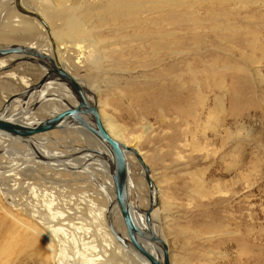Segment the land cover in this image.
Returning <instances> with one entry per match:
<instances>
[{
    "label": "rangeland",
    "instance_id": "obj_1",
    "mask_svg": "<svg viewBox=\"0 0 264 264\" xmlns=\"http://www.w3.org/2000/svg\"><path fill=\"white\" fill-rule=\"evenodd\" d=\"M152 1L136 0L146 10ZM162 1L167 3L161 13L145 16V10L147 21L117 18L93 6L95 0L67 11L74 0L20 3L41 12L54 26L64 67L91 89L92 101L100 99L108 126L142 151L159 187L158 231L170 247L172 264H264V0H186L196 5L194 16L185 0L175 5ZM72 12L80 17L78 24L87 20L90 25L85 42L70 37L75 30L70 21L67 24ZM40 24L21 13L16 0H0V46L35 41L49 48V31ZM158 42L164 46L159 48ZM170 45L179 52L170 55L165 48ZM49 53L54 57L53 49ZM0 59L7 61L0 68V114L5 116L13 104L7 105L9 97L16 99L26 90L21 77L35 85L45 68L12 56ZM188 63L197 84L185 73ZM28 95L14 103L20 110L33 107L34 119L57 112L41 111L43 100ZM34 137L45 139L46 148L68 154L73 129ZM75 143L78 148L84 145ZM25 144L12 138L0 142L6 149L0 151V264H85V244L97 245L104 256L105 241L93 226H84L92 228L89 233L68 227L73 234L60 235L64 243L48 234L46 200L55 206L60 201L59 208L66 209L72 195L92 193L73 186L89 178L76 181L71 172H51L27 161L11 180L14 163L27 152ZM131 172L141 185L140 199L149 196L142 169L133 159ZM136 197L132 192L130 200ZM79 215L86 218L90 213ZM40 233L53 239L55 256ZM120 255L104 256L102 262L123 264Z\"/></svg>",
    "mask_w": 264,
    "mask_h": 264
},
{
    "label": "bare ground",
    "instance_id": "obj_2",
    "mask_svg": "<svg viewBox=\"0 0 264 264\" xmlns=\"http://www.w3.org/2000/svg\"><path fill=\"white\" fill-rule=\"evenodd\" d=\"M42 1V0H39ZM84 1L86 0H74L73 5L70 7H66L65 10H77L78 7L84 5ZM151 1V0H150ZM169 1L168 3L171 5H175L178 3L179 0H167ZM212 1V0H211ZM218 1L220 3H225L230 0H214ZM23 2V1H22ZM72 2V1H71ZM166 1L162 0H156L152 1L151 7H149L148 10H146V6L143 4H140L136 2V0H95V4L93 6H98V7H104L107 9L108 13H112L115 17H127L128 19L131 18H145L147 15L152 14V13H161L164 9L163 3ZM191 2V1H190ZM198 2V0H197ZM213 2V1H212ZM147 4V2H144ZM167 3V2H166ZM185 3H187L188 7L186 8L188 13L191 15L197 14L196 11V5L193 3H188V1L185 0ZM217 3V2H216ZM25 4V3H23ZM26 5V4H25ZM184 5V4H182ZM93 6L88 7V9H91ZM168 6V5H167ZM166 6V7H167ZM177 6V5H176ZM94 8V7H93ZM145 8L144 10H141ZM26 9V8H25ZM166 9V8H165ZM29 10V9H28ZM64 10V8H63ZM146 10V13H145ZM41 15V17L44 19L48 26V31H49V39L50 45L49 48H40L37 44V42H31L27 46L36 48L40 50L43 53H49L52 49L54 50V57L60 63L63 67V59L60 57L62 54V46L61 43L59 42V38L57 37L56 33L54 32L53 28L54 26L49 23V21L42 16L41 12H37ZM146 14L145 16L143 14ZM192 16V17H193ZM139 18V19H140ZM151 18V17H150ZM78 19L80 17L75 13L72 12L70 15V19L67 20L70 21V26L75 28L74 32L70 34V37L75 41V39H80L81 41L87 40V37L84 36V33L87 31V28H89V24H87V20L85 21H80V24H78ZM139 20L138 22H140ZM143 21V20H142ZM144 21V22H145ZM41 22V21H40ZM42 23V22H41ZM141 25V24H140ZM42 28H44V25L40 24ZM94 28V27H91ZM92 30V29H91ZM253 37L258 40V35L256 33H253ZM256 41V40H254ZM85 42V41H84ZM90 42V41H89ZM263 42V41H262ZM75 43V42H74ZM91 43V42H90ZM159 48L164 46V43L158 42ZM17 45V44H14ZM149 48V47H148ZM168 49V52L170 55H175V53H178L179 51L172 50L171 45L169 47H165ZM261 51L264 53V47H262ZM153 54V53H152ZM12 59H19V55H11ZM53 57V55H51ZM257 59V58H256ZM41 62V61H40ZM48 65H43L45 68V74L47 73L49 66ZM7 66V61L5 59H0V68H3ZM65 68V67H64ZM66 69V68H65ZM67 70V69H66ZM68 71V70H67ZM187 71V72H186ZM186 71L185 73L188 74L192 79L191 81L195 84L198 83V79L194 77V74L192 72V66L188 63L186 66ZM70 72V71H68ZM71 73V72H70ZM44 74V75H45ZM72 74V73H71ZM43 75V76H44ZM73 75V74H72ZM15 76L14 73H12V77ZM74 76V75H73ZM75 77V76H74ZM23 81L25 82V87L26 90L24 92L20 93L19 96H26L29 92L30 89L34 88V86L31 84L30 81L25 80V78L22 76L21 77ZM80 84L84 87V90L86 92V95L88 99L94 103L97 104L100 112V116L102 118V121L106 128L110 131V133L117 139L121 140L123 143L126 145H129L128 142L126 141L125 138H123L121 132L117 129H111L108 126V123L104 120L103 118V110L100 108V99H93L92 101V91L91 89H87V87L83 84L81 80H79L77 77H75ZM46 84H48L46 86ZM35 90L37 91V96L35 93ZM34 91L31 92V97L37 99V101H42V103L39 104L41 111L44 110H50V111H57L56 113L52 114L51 116L64 111L68 108L76 107L79 103L78 96L76 95V92L73 88V86L66 80H60V79H52L49 80L42 86L40 89H35ZM197 94V93H196ZM50 95L51 97H48V100H44L46 96ZM73 95V97H72ZM199 96V94H197ZM18 96V97H19ZM16 97V99H18ZM21 97V98H22ZM10 98V97H9ZM31 98V99H32ZM16 99L11 100L10 102H7V105L12 104L10 110L8 113L5 114V116L1 115V117H4L8 120L14 121V122H19L22 124L26 125H37L41 121H43L45 118H42L41 120H36L32 117V112L31 110L33 107L27 109L24 108L23 110L18 109V105L14 103ZM26 99V98H25ZM29 99V97H28ZM30 99V101H31ZM7 101V100H6ZM27 103L26 105L30 104ZM19 102V101H18ZM36 105V104H35ZM39 108V107H38ZM27 109V110H26ZM39 113V112H38ZM37 115V114H36ZM50 117V116H49ZM84 119L88 121V123L94 125V121L92 117H89L87 115H84ZM73 129V137L68 138V144H69V149H68V154L67 153H61V152H55L57 150H53L52 148H46L47 141L45 139L39 138V139H34L35 137H30L23 139L21 137H15L12 136L8 133L5 132H0V142L2 143L3 141L9 140V138L15 139V140H22L26 142L27 148L25 149V152L23 157L24 159H20L14 163L13 167V173H12V178L16 179L19 174L23 172V164L27 161H32V163L35 164L36 168H42L44 166L46 167V170L48 171H55L58 170L59 173H64V174H69L71 172V176L77 177L76 181L80 179H85L89 178V181H80L81 183L78 184L75 182L74 187L82 188L85 187L86 189L92 190V193H85L84 196H71L69 197L68 201L66 199H63V201H67L66 204V209L62 210L59 208V203L58 205L55 206L53 201H48L46 200V205L47 208L50 210V217L45 215L47 217L44 218L45 223L47 224V231H49L48 234L55 235L58 239L59 242L64 243L65 238L60 237V235H68L71 233V230L68 228L70 226H73L77 229L84 230V232L89 233L92 231V228H96L97 231H100L102 233V237L105 241V248L103 249L105 251L104 256L108 255H114V254H121L123 258L125 259V263L123 264H151L150 261L145 258L140 252H138L130 243V240L128 238V232H127V227L126 223L124 221V218L120 212V209L118 207L117 201H116V194H115V185L113 181V164H114V157L112 154V151L106 145L102 140H100L94 133H92L88 128L85 126L77 123L74 119L68 118L63 122L61 127L59 129L55 130H66V129ZM53 131V130H52ZM51 132V131H50ZM47 133V132H46ZM44 134V133H41ZM38 135V134H37ZM79 137V140H78ZM77 141H83L84 145L81 147L74 146L76 145L75 142ZM63 142V140H61ZM60 142V143H61ZM91 143L93 144V147L90 146ZM7 144H9L7 142ZM50 144V143H49ZM4 146V145H3ZM2 146V147H3ZM0 147V151L5 148ZM136 148V147H135ZM138 149V148H136ZM140 155H142V151L138 149ZM13 152V151H12ZM3 156V154H0V158ZM127 157V162H128V173H129V194L131 195L132 192H136L137 197L136 200H130L131 202V207H132V215L134 218V221L136 225L141 228V229H146L149 227L148 223V217H147V208H143L144 206H150V204H154L155 208L150 214L151 218V227L154 230V232L159 235L167 244L168 249H169V258H170V264H172L171 257H170V247L166 240L162 237V235L158 231V219L157 217L159 216L160 213V207H159V199H160V194H159V187L153 180L154 177L151 174L150 167L148 165V169L150 170V178L153 180V190L152 192L150 191L149 184L146 180V171L140 164L136 154L132 152H127L126 153ZM143 159L144 156L142 155ZM131 159L137 161L138 165L142 169V174L144 175V179L148 185V194L149 196L147 197H142L140 199L141 194H139V186L140 184H136L133 179H132V172H131ZM145 161V159H144ZM146 162V161H145ZM50 166L51 168H49ZM1 178V177H0ZM78 184V185H76ZM96 184V185H95ZM100 188H97V187ZM34 187V186H32ZM36 190V186L34 187ZM49 195H52V193H49ZM53 197V196H52ZM56 199V198H55ZM101 201V202H100ZM101 203V204H100ZM62 204V203H61ZM84 204V205H81ZM69 208V209H68ZM55 209V210H54ZM60 209V210H58ZM80 209V211H79ZM144 211H143V210ZM79 212H87L90 213L89 217H83L82 215H79ZM78 216V217H77ZM81 219L80 222H77L78 219ZM54 219L57 221L54 223ZM64 220H67L66 222ZM76 220V221H75ZM43 222V221H42ZM78 225V226H77ZM85 225L93 226L92 228H85ZM67 226V227H66ZM114 228L116 233H118L123 240H125V243L121 242L120 240L117 239V236L113 233L111 227ZM45 227V226H44ZM35 229V228H34ZM38 232V230H37ZM39 233V232H38ZM73 234V233H71ZM45 245L50 248L52 254L55 256L54 252V246L55 243L53 242V239L46 235L40 233ZM64 237V236H63ZM71 238V237H70ZM137 240L144 246L150 253H152L155 257L158 259L162 260L163 258V252L161 247L146 239V238H140L137 236ZM66 241V240H65ZM62 245V244H61ZM83 249V248H82ZM97 245H84V251L82 253V259L83 263L85 264H104L102 260H104V256L100 255L97 252ZM77 251V250H76ZM65 253V247H62L60 249V255L63 256ZM67 254V253H66ZM120 255V256H121ZM119 256V257H120ZM121 256V257H122ZM66 257V256H65ZM113 257V256H112ZM111 257V258H112ZM61 258V257H60ZM67 258V257H66ZM118 258V257H116ZM62 260V259H61ZM75 260V259H74ZM74 262V261H73ZM65 263V262H64ZM75 264V263H74Z\"/></svg>",
    "mask_w": 264,
    "mask_h": 264
},
{
    "label": "water",
    "instance_id": "obj_3",
    "mask_svg": "<svg viewBox=\"0 0 264 264\" xmlns=\"http://www.w3.org/2000/svg\"><path fill=\"white\" fill-rule=\"evenodd\" d=\"M16 4L21 13L41 21L48 28V25L39 13L22 7L20 0H16ZM11 55L23 56L17 59V62L28 61L36 64L49 63L50 67L48 68L47 73L43 77H41L38 83L33 85L34 88L30 89L29 91L32 92L35 89H40L42 86H44L46 82L52 79L66 80L73 86L76 95L78 96L79 103L76 107L68 108L53 116L45 118L37 125H26L8 120L0 116V132H5L12 136L26 139L33 137L37 134L59 129L63 122H65V120L68 118L74 119L77 123L88 128L100 140H102L106 145H108V147L112 151L114 157L112 177L115 185L116 201L126 223L128 238L130 240L131 245L145 258H147L151 264H170L169 249L167 244L159 235L154 232V230L150 226V214L155 208L154 204H150L147 211L149 227H147L146 229L143 230L139 228L136 225L132 215V207L129 194L128 162L126 157L127 152H132L136 154L140 164L146 171V180L149 184L151 192L154 186V182L150 178V170L148 169V165L144 161L142 155H140L138 149L126 145L110 133V131L106 128L102 121L97 104L92 103L88 99L84 87L70 72H68L60 63H58L55 57H52L47 53H43L40 50L29 47L27 45L12 44L9 46H0V57H7ZM15 96L16 95L10 97L8 99V102L13 100ZM27 96L29 95L27 94ZM84 115L92 117L94 125L88 123V121L84 119ZM110 227L113 233L117 236V239L125 243V240H123L122 237L118 233H116L114 228L112 226ZM137 236H139L140 238H146L158 244L163 252L162 260L158 259L152 253H150L148 249H146V247H144L137 240Z\"/></svg>",
    "mask_w": 264,
    "mask_h": 264
},
{
    "label": "built area",
    "instance_id": "obj_4",
    "mask_svg": "<svg viewBox=\"0 0 264 264\" xmlns=\"http://www.w3.org/2000/svg\"><path fill=\"white\" fill-rule=\"evenodd\" d=\"M12 200H16V199H12Z\"/></svg>",
    "mask_w": 264,
    "mask_h": 264
}]
</instances>
